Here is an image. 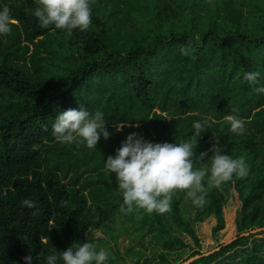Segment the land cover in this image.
<instances>
[{
    "label": "trees",
    "instance_id": "trees-1",
    "mask_svg": "<svg viewBox=\"0 0 264 264\" xmlns=\"http://www.w3.org/2000/svg\"><path fill=\"white\" fill-rule=\"evenodd\" d=\"M3 6L16 23L0 36V264L29 255L44 264L53 247L87 240L110 251L109 264H179L202 254L198 230L227 224V238L238 237L187 264H264L256 236L264 232L239 236L264 226V94L243 78L258 71L264 84V0H92L91 25L71 34L42 28L37 0ZM80 106L104 113L110 136L96 148L52 135L58 112ZM227 113L244 120L242 132L230 130ZM196 120L204 127L194 167L218 138L244 159L247 176L210 188L202 207L176 190L168 212L122 213L107 157L132 132L152 142L192 139ZM96 229L105 236L93 241ZM119 231L128 239L122 250Z\"/></svg>",
    "mask_w": 264,
    "mask_h": 264
},
{
    "label": "clouds",
    "instance_id": "clouds-1",
    "mask_svg": "<svg viewBox=\"0 0 264 264\" xmlns=\"http://www.w3.org/2000/svg\"><path fill=\"white\" fill-rule=\"evenodd\" d=\"M34 16L42 28L85 31L92 23V0H37ZM16 23L8 6L0 7V36L12 31ZM181 54H191L189 45L182 46ZM258 71L245 72L244 80L256 85L254 90L264 94V84H259ZM224 120L233 132H242L244 120L238 115L227 113ZM102 111L90 112L86 107L69 108L58 112L52 124V135L59 143L71 144L82 140L89 148H96L101 136L109 138L104 128ZM125 125L116 124V130ZM192 139L180 142H152L136 132L129 133L114 155H109L104 167L108 174L115 173L118 189L122 195L120 211L124 214L143 209L146 213L163 214L171 210V201L176 190H186V198L192 204L202 207L207 202L210 188L220 187L234 176L243 178L248 166L243 158L232 157L219 145V139L211 149L200 152L197 159L207 161L194 167L197 138L204 122L193 121ZM208 151L212 155L208 156ZM207 157V159H205ZM206 181V183H205ZM22 206L32 208L34 201L24 199ZM111 253L104 247H97L91 240L72 243L66 250L54 247L44 254V264H109ZM25 264H33L32 256H25Z\"/></svg>",
    "mask_w": 264,
    "mask_h": 264
},
{
    "label": "rangeland",
    "instance_id": "rangeland-1",
    "mask_svg": "<svg viewBox=\"0 0 264 264\" xmlns=\"http://www.w3.org/2000/svg\"><path fill=\"white\" fill-rule=\"evenodd\" d=\"M225 217H226V213H225ZM228 230H229L228 229V224H227V227H225L224 229H221V230L217 231L214 234L211 232V230H208L205 233H203L201 230H198V235H199L200 242H201L200 250L202 252H206V251H209L210 249H213L214 247H217L218 245L224 243L228 239L227 238V236H228L227 235ZM261 231L264 232V229L263 230L256 231L255 233L261 232ZM181 235H182V237L186 241H189V242L192 243L190 237H188L187 234L182 233ZM89 236H91L93 238V241H95L98 237H104L105 234L102 233L101 230L96 229ZM256 236H263L264 237V233L256 234ZM118 243H119L120 249L122 250L123 247H124V245L128 243L127 235L124 234V233H121L120 237L118 238ZM190 251H192L191 248L186 249V252L184 253L183 256L185 257L186 254L188 252H190ZM128 264H133V263H132V261H129L128 260Z\"/></svg>",
    "mask_w": 264,
    "mask_h": 264
},
{
    "label": "water",
    "instance_id": "water-1",
    "mask_svg": "<svg viewBox=\"0 0 264 264\" xmlns=\"http://www.w3.org/2000/svg\"><path fill=\"white\" fill-rule=\"evenodd\" d=\"M264 229V226H261V227H256V228H252V229H249L247 231H244V232H241L239 234V236H243V235H248L250 233H255L256 231H259V230H263ZM238 236H232L231 238H229L228 240H226L224 243L218 245L217 247H214L213 249H210L209 251H206V252H202V254H208L210 252H213L215 251L216 249H219L221 245L223 244H226V243H229L230 241L236 239ZM202 254H196V255H193L191 257H189L188 259L180 262L179 264H187L189 261H192L194 258H197L199 256H201Z\"/></svg>",
    "mask_w": 264,
    "mask_h": 264
}]
</instances>
